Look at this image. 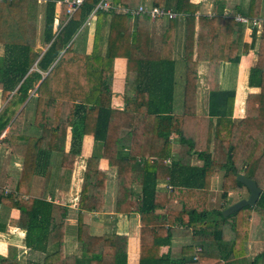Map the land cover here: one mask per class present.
<instances>
[{
  "label": "trees",
  "instance_id": "trees-1",
  "mask_svg": "<svg viewBox=\"0 0 264 264\" xmlns=\"http://www.w3.org/2000/svg\"><path fill=\"white\" fill-rule=\"evenodd\" d=\"M57 1L43 2V50L37 46L40 1L0 0V90L5 103L0 110V150L4 147L22 157L18 177L0 185V205L19 209L18 225L26 230V245L46 251L55 244L42 264H127L126 236L116 235L111 243L103 236L91 241L80 216L82 210L104 208L107 174L98 162L104 153L112 152L117 158H136L131 165L117 166L116 209L140 215L138 264H231L229 260L243 256L251 210L264 217V19L257 61L248 74V85L260 91L247 94L244 115L236 118L234 90L219 88V65L237 63L249 48L250 44L233 38L235 32L240 37L243 23L220 7L215 14L198 15L199 32L194 37L197 4L152 0L153 5L171 6L185 16L183 103L197 97L198 61H208V108L198 115L173 109L178 96L171 39L175 19H168L155 49L149 43V14L132 16L116 10L117 5L137 8L143 0H109L107 10L96 8L101 0H82L71 14L61 0L56 15ZM216 1L220 6L225 2ZM260 6L261 0H249L247 12L239 8L236 12L259 20ZM251 25L253 42L256 24ZM89 26L93 27L92 48L87 52L78 42L85 43ZM116 56L126 57L125 87L133 89L124 93L122 109L111 105L109 78ZM28 103L32 111L26 124ZM68 129V152L73 155L81 152L84 135L95 142L78 198L76 238L82 251L78 256L63 252L67 206L46 200L45 188L38 197L29 195L35 174L41 173L45 184L48 181L52 158L65 151ZM171 134L182 139L202 164L187 165L176 159L165 164ZM219 173L222 197L246 188L237 179L239 174L253 178L261 188L256 204L223 215L231 201L220 202L219 207L211 202V180ZM160 178L171 182L170 189L156 188ZM134 184L141 185L136 196ZM157 216L163 217L166 228L154 226ZM177 235H189L192 243L182 247L179 257L160 253L161 245ZM260 255L264 264V250L251 264H260Z\"/></svg>",
  "mask_w": 264,
  "mask_h": 264
},
{
  "label": "crops",
  "instance_id": "crops-1",
  "mask_svg": "<svg viewBox=\"0 0 264 264\" xmlns=\"http://www.w3.org/2000/svg\"><path fill=\"white\" fill-rule=\"evenodd\" d=\"M44 0H40L43 3ZM193 4L198 5L197 12L195 13V22L193 26L194 37L199 32V14L212 15L219 11L222 7V12L225 14L237 13V8L244 13L247 12L249 7V0H225L220 6L216 0H190ZM172 1H170L171 5ZM153 5L152 0H143L139 5ZM138 6V7H139ZM157 6V5H156ZM56 15L60 11V4L56 2ZM137 7V8H138ZM176 14L175 18H160L152 20L150 18V46L158 49L162 41L163 28L166 26L168 19H175V28L171 33L173 58L175 60V76L177 83L175 84V92L178 94V100L173 104L175 113L185 111L189 114L204 115L208 108V86H209V65L208 61L200 60L197 65V97L194 99H187L183 103V55L185 46V16L183 13L175 12L171 6H162ZM129 8L117 5L118 12H125ZM136 9V8H133ZM131 10V9H130ZM261 17L255 25L256 33L252 42V25L244 24V29L240 37L238 33L233 34V38L241 40L250 44L249 48L244 51L237 63L231 61L220 62L219 65V88L222 90H234V103H233V117H242L244 115L245 98L250 92H259L260 88L248 85V74L251 66H254L257 61V48L259 45L260 35L262 31L264 19V0H261L260 6ZM138 15V14H137ZM43 16V15H42ZM136 16V15H135ZM43 20V18H42ZM57 20L54 22V29H56ZM39 30V29H38ZM93 27L89 26L87 29L86 41L80 40L78 43L79 48H85L89 52L92 48V31ZM39 32V31H38ZM37 38V46L40 43L41 48L44 50L46 45L43 42V27ZM252 42V43H251ZM44 44V46H43ZM252 44V45H251ZM196 45V44H195ZM40 47V45H39ZM104 48V44L102 46ZM3 49L0 47V54ZM195 57V55H194ZM127 59L124 56H116L113 59V69L109 78L112 88L111 105L114 108L122 109L124 105L123 95L125 92H133V89L125 87ZM175 102H178L175 105ZM1 102L0 90V110L3 107ZM26 103V102H25ZM24 103V104H25ZM24 104L16 107V112L20 110ZM32 111V104L28 103L25 107V123L27 124ZM30 127L27 129L29 130ZM171 150L170 155L164 160V163L170 165L172 160H179L180 163L187 165H201L202 160L195 154L188 152V147L183 146V143L178 136L171 134ZM70 148V130H67L65 138V151L64 153H57L52 158V168L50 170V177L45 184L44 176L37 173L33 176L30 187L29 195L40 196L42 189L45 188L46 200L67 206V216L64 222L63 233V252L65 255L74 254L76 256L82 253L81 243L76 238V230L78 223V198L82 187V182L85 174L86 163L88 157L95 149V142L93 137L86 134L82 138L81 152L73 155L68 152ZM110 160L113 161L111 164ZM136 161V158L129 156L127 158H117L115 153L107 152L99 159L98 167L106 172L105 188H104V208L101 211L82 210L80 216L82 221L87 225V233L94 241V238L103 236L106 238L104 241L111 243L115 240L116 235H125L127 238V264L139 263L140 251V215L137 212H119L116 209V200L118 187L117 166L131 165ZM22 168V157L13 155L7 148L2 147L0 150V185L7 186V181L11 178H17ZM218 180V179H217ZM211 184V191L215 192ZM171 182L168 179H158L156 188L160 190L170 189ZM141 185H133V195H137L140 191ZM231 192H227V199ZM212 196V195H211ZM24 197H28L25 194ZM240 199V198H239ZM212 200V197H211ZM228 200L226 201L228 203ZM236 199L235 201H237ZM232 201L230 204H232ZM212 202V201H211ZM225 202V203H226ZM230 202V201H229ZM224 203V202H223ZM229 204V205H230ZM162 212V211H159ZM19 209L7 205H0V264H42L43 258L46 253L55 249V244L47 246L46 251L28 247L25 243L26 230L18 225ZM163 217L157 216L154 220L155 227H167V223ZM262 231V232H260ZM192 243V238L189 235H177L170 239L167 244H162L160 253L169 252L171 257H179L183 246ZM260 243L264 244V217L255 209L251 210L249 217L248 237L245 242V254L239 258L231 259V264L238 261H244L246 264H251V261L256 255L262 252L252 254L253 245ZM196 249V248H195ZM249 261V262H248Z\"/></svg>",
  "mask_w": 264,
  "mask_h": 264
},
{
  "label": "built area",
  "instance_id": "built-area-1",
  "mask_svg": "<svg viewBox=\"0 0 264 264\" xmlns=\"http://www.w3.org/2000/svg\"><path fill=\"white\" fill-rule=\"evenodd\" d=\"M63 1L67 3V12L69 14H71L75 10L76 6H78L82 2V0H63ZM57 2L61 4V0H58ZM109 7H110L109 0H101L96 6V8H102L105 10H107ZM124 11L129 12L132 16H135L140 13H148L152 20L160 19V18H175L176 17V14L174 12L162 6H156V5H141L136 9H131V10L127 9ZM233 15H234L235 20L242 22V23L254 24V25L258 23V19L256 18H249L240 13H234Z\"/></svg>",
  "mask_w": 264,
  "mask_h": 264
},
{
  "label": "rangeland",
  "instance_id": "rangeland-1",
  "mask_svg": "<svg viewBox=\"0 0 264 264\" xmlns=\"http://www.w3.org/2000/svg\"><path fill=\"white\" fill-rule=\"evenodd\" d=\"M41 4V7H40V14H39V19H38V27H37V38H38V41H39V37H38V35L40 34V32H41V29H42V27H43V20H42V12H43V3H40ZM39 29V30H38ZM39 31V32H38ZM39 45H40V47H41V44L39 43L38 44V47H39ZM43 46H44V44H43ZM176 99L179 101V99H178V96L176 95ZM2 104V103H1ZM178 104V102H175V105H177ZM3 106H4V104H3ZM218 179V180H217ZM211 184H213L212 186H213V188H215V192H212V203L213 204H215L217 207H219V203L220 202H226L228 199V197L226 196V197H222L221 196V190H220V173L218 174V175H216V176H214L213 178H212V180H211ZM247 195H248V191H247V189L246 188H243L241 191H239V192H233V193H231V195H229L230 197H229V199L230 200H228V202L229 201H235L236 199H239V198H245V197H247ZM223 203V204H224ZM259 214V213H258ZM260 232H262V231H260ZM254 247H252V254L254 255V254H256L257 252H259V251H262L261 249L264 247V244H261L260 245V243L258 244V245H255V243H254V245H253ZM264 249V248H263ZM261 257H259V263L261 264V262H262V255H260ZM263 260H264V257H263ZM249 262V261H248ZM235 264H245V262H242V261H238V262H236ZM248 264V263H247Z\"/></svg>",
  "mask_w": 264,
  "mask_h": 264
},
{
  "label": "water",
  "instance_id": "water-1",
  "mask_svg": "<svg viewBox=\"0 0 264 264\" xmlns=\"http://www.w3.org/2000/svg\"><path fill=\"white\" fill-rule=\"evenodd\" d=\"M237 179L244 184L248 191V195L245 198H240L232 204L225 207L222 211L223 215H228L245 205L254 206L261 193V188L256 184L253 178L247 177L243 174H239Z\"/></svg>",
  "mask_w": 264,
  "mask_h": 264
}]
</instances>
